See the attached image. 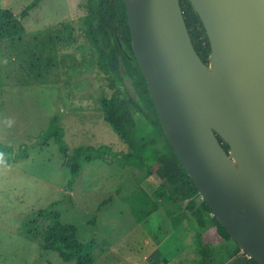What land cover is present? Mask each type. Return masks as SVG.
<instances>
[{
	"label": "rangeland",
	"instance_id": "1",
	"mask_svg": "<svg viewBox=\"0 0 264 264\" xmlns=\"http://www.w3.org/2000/svg\"><path fill=\"white\" fill-rule=\"evenodd\" d=\"M33 1L0 0V8L21 16ZM87 15L88 0H42L24 18L23 36L0 41V144L16 153L29 146L28 158L19 162L0 155V264H76L41 248L48 223L38 212L55 202L61 221L77 227L78 239L93 242L94 264H148L158 246L170 259L171 249L163 248L185 226L184 216L202 229L181 201L173 205L151 194L149 171L156 166L123 162L131 150L104 118L101 100L115 90L87 35ZM55 117L70 154L82 147L112 151L107 161L85 163L71 190L58 144L36 145ZM143 129L139 135L151 132ZM204 229L212 237L210 217ZM183 249L177 256L196 254Z\"/></svg>",
	"mask_w": 264,
	"mask_h": 264
},
{
	"label": "water",
	"instance_id": "2",
	"mask_svg": "<svg viewBox=\"0 0 264 264\" xmlns=\"http://www.w3.org/2000/svg\"><path fill=\"white\" fill-rule=\"evenodd\" d=\"M189 1L208 65L180 0H124L133 51L179 161L231 239L264 264V0ZM124 84L137 100L132 80Z\"/></svg>",
	"mask_w": 264,
	"mask_h": 264
},
{
	"label": "trees",
	"instance_id": "3",
	"mask_svg": "<svg viewBox=\"0 0 264 264\" xmlns=\"http://www.w3.org/2000/svg\"><path fill=\"white\" fill-rule=\"evenodd\" d=\"M41 2L42 0H34L25 8L21 16H17L11 10L0 8V41L23 36L26 33L24 18L35 11ZM180 4L194 48L202 61L208 65L211 46L203 22L189 0H180ZM86 20V32L97 53L99 67L113 78L115 92L111 98H103L101 105L105 120L131 150L130 154L124 155L123 162L126 165L145 166L146 164L150 168L156 166L154 171L152 169L149 171L152 181L148 185L154 197L172 202L181 201L201 227L205 226L206 218L210 217L216 226V242L231 240L226 229L213 216L206 201L199 202L202 198L199 189L179 161L165 135L145 77L133 51L124 0H88ZM122 64L126 71L125 76L121 72ZM127 78L133 82L138 101L124 85ZM143 128H148L151 132L139 135V131ZM218 139L229 152V145L219 135ZM51 140L58 144L61 154L67 159V167L71 173L68 183L70 190L85 163L99 159L107 161L112 153L109 147H82L70 154L64 141V131L59 127L57 117L52 119L50 127L40 135L36 145L46 146ZM28 148L29 146H22L16 153L12 147L0 144V155H5L11 162H19L28 158ZM57 205L58 203L55 202L49 209L38 212V216L48 223L41 248L57 252L68 263L94 264L93 242L83 243L78 239L77 227L61 221V215L56 210ZM244 264L259 263L247 255Z\"/></svg>",
	"mask_w": 264,
	"mask_h": 264
},
{
	"label": "crops",
	"instance_id": "4",
	"mask_svg": "<svg viewBox=\"0 0 264 264\" xmlns=\"http://www.w3.org/2000/svg\"><path fill=\"white\" fill-rule=\"evenodd\" d=\"M169 203L174 205L173 202ZM184 224L185 226L173 235L174 241L170 244H168L169 242L167 244L165 243L166 246L163 248L167 250H169V248L171 249L173 253L172 258L168 259L162 255V246H158L156 247L154 253L145 259L148 264H226L232 259L242 256L245 258V263L247 255L232 239L224 242H216V229L212 237H210L208 230L205 233V226L201 227V230L198 229V227L195 228L193 223L185 216ZM186 246L187 249L190 248L192 252L194 251L196 254L192 255L193 259L192 257H184L183 254H178L180 257L179 260L176 252L177 250H181L183 253V248ZM236 246L239 250L236 249ZM200 255H203L204 257L202 262L199 261Z\"/></svg>",
	"mask_w": 264,
	"mask_h": 264
}]
</instances>
